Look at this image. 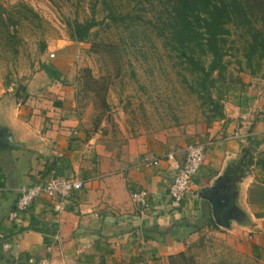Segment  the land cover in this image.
<instances>
[{"label":"crops","instance_id":"1","mask_svg":"<svg viewBox=\"0 0 264 264\" xmlns=\"http://www.w3.org/2000/svg\"><path fill=\"white\" fill-rule=\"evenodd\" d=\"M257 93L243 112L224 107L221 119L129 137L113 148L86 129L76 91L48 78L31 108L16 103L0 127V264H167L208 225L246 252L258 248L263 253L250 258L264 262V100ZM192 142L204 145V159L179 204L171 205L166 154L182 162ZM247 146L251 163L235 179L232 166ZM143 156L160 160L134 168ZM53 174L83 185L59 210L40 195L9 220L19 187ZM140 188L148 192L144 210L130 198ZM30 219L46 235L28 228Z\"/></svg>","mask_w":264,"mask_h":264},{"label":"rangeland","instance_id":"2","mask_svg":"<svg viewBox=\"0 0 264 264\" xmlns=\"http://www.w3.org/2000/svg\"><path fill=\"white\" fill-rule=\"evenodd\" d=\"M106 1L123 20L110 21L100 0L93 6L92 0H0V127L3 118L14 116L16 103L31 108L30 101L41 96L48 80L42 62L62 69L60 82L76 91L86 129L108 147L205 122L199 100L183 81V76L190 80L188 72L175 64L154 27L165 0ZM91 18L96 24L84 41L69 38V22ZM229 27L225 76L241 74L245 82L241 88L234 82L221 102L243 112L252 108L250 94L259 92L264 100V65L253 75L238 71L245 31ZM214 231L208 225L189 239L176 264H264L250 258L263 253L258 248L246 252L231 236Z\"/></svg>","mask_w":264,"mask_h":264},{"label":"trees","instance_id":"3","mask_svg":"<svg viewBox=\"0 0 264 264\" xmlns=\"http://www.w3.org/2000/svg\"><path fill=\"white\" fill-rule=\"evenodd\" d=\"M96 1L92 0V6ZM100 1L110 21L123 20V16H116L106 0ZM95 24L93 18L73 20L67 24L68 36L75 41H84ZM229 25L245 31L241 40L243 65L238 71L255 74L264 65V0H165L155 14L156 32L163 39V46L175 58V64L188 72L190 80L183 76V81L199 100L207 123L224 116L221 99L233 83H239L240 88L244 84L238 74L229 80L225 76ZM40 66L49 79L62 81L61 72L52 63L42 62ZM241 151V158L231 170L236 173L235 179L251 163L249 146ZM34 223L35 220L30 219L28 228L46 235L48 230L36 228ZM44 239L49 242L46 237ZM184 256L182 251L170 254L168 264H176L175 260Z\"/></svg>","mask_w":264,"mask_h":264},{"label":"built area","instance_id":"4","mask_svg":"<svg viewBox=\"0 0 264 264\" xmlns=\"http://www.w3.org/2000/svg\"><path fill=\"white\" fill-rule=\"evenodd\" d=\"M49 55L52 56L53 54L50 53ZM233 136L239 139L243 138L238 132H234ZM166 157L170 160V167L173 170L167 195L171 205H178L190 186L192 175L203 162L204 145L198 142L187 144L184 148L182 162L174 160L172 152L167 153ZM159 160L160 158L143 156L134 168L137 169L140 165H154ZM82 185L83 180L80 178L59 174L51 175L44 182L23 184L18 189V196L15 200L14 208L8 213V219L12 220L15 218L18 211L26 209L33 199L40 195L54 200V209L59 210L61 208V201L67 198L71 191L80 189ZM130 198L142 210L149 207L148 192L146 189L131 190Z\"/></svg>","mask_w":264,"mask_h":264},{"label":"water","instance_id":"5","mask_svg":"<svg viewBox=\"0 0 264 264\" xmlns=\"http://www.w3.org/2000/svg\"><path fill=\"white\" fill-rule=\"evenodd\" d=\"M8 143H9V141H8Z\"/></svg>","mask_w":264,"mask_h":264}]
</instances>
